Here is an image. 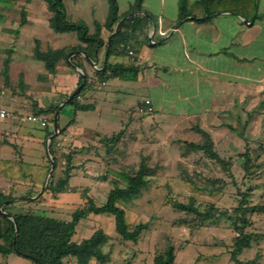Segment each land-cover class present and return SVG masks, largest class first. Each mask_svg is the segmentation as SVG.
<instances>
[{
  "label": "crops",
  "instance_id": "crops-1",
  "mask_svg": "<svg viewBox=\"0 0 264 264\" xmlns=\"http://www.w3.org/2000/svg\"><path fill=\"white\" fill-rule=\"evenodd\" d=\"M75 1L79 6L87 0ZM90 1H87L85 6L93 15L96 4ZM117 1L119 15H125L123 19L127 18L129 8L135 0ZM195 1L197 0H189V4L192 5ZM1 2H4V6H1L3 9L1 20L12 23V27L3 28L4 42L11 43L15 50L22 48L21 34L24 31L29 32L31 27L34 31L40 27L45 28L44 30H47L46 27L50 29L51 13L46 7L49 17H43L44 22L41 21L42 24L45 23V27L38 25L39 17H27L35 12V7L31 4L32 0H1ZM121 3L126 5L124 10L121 8ZM255 5L254 13L248 18L219 12L206 21L189 20L177 24V0H143V12L140 14L153 16L157 21V27L149 26L145 36L140 34L129 44L136 57L135 65L139 68L137 87H123L119 79L97 81L94 71L103 68L108 52L105 47L100 48L94 62L78 60L90 77L89 83H92L83 96L87 99L84 104H91L94 107L88 112H94L99 120L108 118L111 116L109 114L111 110L106 107L112 102H119L113 100V97L135 91L143 97L135 103L133 113L129 115L128 120L121 121V124H129L128 127H132L138 117H143L136 114V108L146 99L151 101L153 113L144 116L150 121L145 120L143 124L149 122L157 130H161L170 120L171 124L166 131L170 134L179 130L184 133L194 132L191 128L198 126L214 141L212 135L214 132L225 128L234 129L235 124L246 127L250 124V119L258 114L257 109L264 102V0H256ZM10 8L14 11L20 10L18 21H15L14 17L5 16ZM21 13L25 14V24L22 26ZM105 20L106 18L103 21L92 18L88 24L79 18L72 23L83 22L89 32L93 33L94 22L103 25ZM52 33L55 34L53 31ZM38 35L31 32L29 36L32 38L30 47L32 58H34L36 40L41 51L75 47L80 44L75 34L66 37L67 39L53 38L48 34L47 37ZM101 38L105 43L109 39L105 29L101 31ZM79 54L84 57V54ZM109 62L129 64L131 59L126 54L120 53L112 55ZM49 75L54 78L56 89L54 99L48 107L57 106L58 109L78 87L79 75L70 68L66 60L57 64L55 74ZM6 88V108L13 113L24 114L21 109L19 110L17 99L11 97L10 89ZM257 103L260 105L256 106ZM38 107L43 108L42 105ZM64 108L65 104L58 114L59 129L64 132L54 140L53 151L55 156L60 148L67 149L68 152L75 151L76 154L72 160L74 168L68 182L69 188L57 194L42 190L45 179L42 186L32 185L22 179H14L12 165L4 163H23L26 167L21 173H17L21 177L28 175L31 166H45L47 161L43 157L44 149L49 138L47 134L53 130L52 125L48 124L47 127L42 128L30 122L16 124L11 120L0 121V190L14 198L13 203L8 207V212L11 214L30 212L49 218H53L51 215L62 214L63 208L69 206V199L63 197L64 192L80 190L79 183L89 179L85 170L92 163L89 161L91 157L87 152L86 141L92 142V135L96 133L102 136L113 133L95 131L87 134L86 129L81 128L77 120V114L80 112H75L69 107L73 111V117L68 118L70 111L65 117L61 115ZM155 117H158V121L154 120ZM72 120L73 123L69 124ZM183 123L184 126H181ZM72 182L75 183L71 184Z\"/></svg>",
  "mask_w": 264,
  "mask_h": 264
},
{
  "label": "rangeland",
  "instance_id": "rangeland-1",
  "mask_svg": "<svg viewBox=\"0 0 264 264\" xmlns=\"http://www.w3.org/2000/svg\"><path fill=\"white\" fill-rule=\"evenodd\" d=\"M91 1L96 4L93 15L86 8V2L78 6L75 0H63L67 20L74 22L80 18L88 24L92 18L103 21L107 15L106 0ZM31 4L34 5L35 12L27 17H39L38 25L45 26V23L42 24L41 21L43 17H49V13L44 3L40 0H32ZM1 6H4V2L0 0V83H5L4 74L6 73L9 83L5 86L10 89L11 97L17 99L19 110L24 112V114L14 113L19 119L11 121L21 124L27 122L24 117L35 113L39 105L47 108L54 99L56 89L54 78L44 70L41 62L31 56L32 38L29 37L31 32L39 34V37L40 35L47 37L48 34L53 38L65 37L64 39L72 34L64 36L53 34L46 26L47 30L40 27L36 31L31 27L29 32L26 30L21 34L22 48L15 50L11 43L4 42L3 28L4 26L12 27V23L1 20V13H3ZM12 8L5 16L14 17L15 21H18L20 10L14 11ZM121 8L124 10L126 5L121 3ZM120 81L123 87H137L136 81ZM83 96L84 93L79 100L84 103L87 99ZM142 97L143 95L135 91L115 95L113 100H119V102L108 105L106 108L109 107L111 110L109 112L111 116L101 120L94 112L77 114L80 127L86 129L87 134L95 131L122 133L118 144L115 145L116 149L110 155H106L102 148L101 134H93L92 142L86 141L87 152L91 157L89 161L92 163L85 170L89 179L79 183L80 190L64 192L63 197L69 199V206L63 208L62 214L51 215V217L70 220L72 213L86 201L80 192L86 188L89 190L88 197H93L97 206L105 204L109 191L114 187L113 181L117 179L114 171H136L140 162L144 160L154 170V174L148 177V183L139 195L128 201H120L118 204L125 212L127 224L134 226L148 223V229L141 234L138 241L135 243L122 241L115 231L114 217L109 214H90L81 220L72 241L80 243L89 238L96 229H101L109 237V243L104 248L110 254L107 264H125L126 262L152 264L154 256L168 245H172L175 249L174 264H234L230 262L229 252L235 234L229 221L220 219L198 226L194 215L174 209L172 203L187 204L193 200L199 210L212 204L219 210L231 212L238 204L239 193H245L250 189L249 205H264V102L261 105L256 104V106L260 105L257 109L258 114L250 119V124L246 127L235 124V130L225 128L212 133L218 154L222 158L232 160L227 174L201 152L182 156L183 142L201 141L200 135L196 132L184 133L179 130L170 134L166 132L171 124L170 120L167 119L169 123L161 130H157L149 122L143 124L145 120L150 121L144 116L138 117L132 127H128L129 124H121V121L128 120L129 115L133 113L135 103ZM89 101L92 100L89 99ZM69 107L65 106L62 116L65 117L70 111L68 118L73 117V111ZM41 116L52 125L53 115ZM154 120L158 121V117ZM181 126H184V123ZM247 149L254 164L250 176H245L241 167L243 163L241 155ZM44 151V160L50 161L46 149ZM67 153H69L68 150L62 148L56 153L57 167L53 173L54 181L62 175L65 164L62 155ZM215 180L220 182H213ZM123 185L124 183L119 181V186ZM247 217L252 222L254 230L264 234V214H249ZM257 254L260 256L258 263L264 264V239L253 243L251 248L245 250L238 259L244 262L250 261ZM0 264H33V262L17 254L9 256L0 254ZM64 264H75V262L67 258Z\"/></svg>",
  "mask_w": 264,
  "mask_h": 264
},
{
  "label": "trees",
  "instance_id": "trees-1",
  "mask_svg": "<svg viewBox=\"0 0 264 264\" xmlns=\"http://www.w3.org/2000/svg\"><path fill=\"white\" fill-rule=\"evenodd\" d=\"M41 1L45 4L47 11L51 13V18L49 19L50 29L55 34H75L80 43L75 47L41 51L38 41H35L33 57L41 62L44 69L51 75L56 73L57 64L60 61H65L68 53H77L71 62L83 71L84 80L79 77L77 86L82 85V87L65 106L72 107L75 112H88L94 109L93 105L84 104L79 100L81 94L89 86H92V83H89L90 77L78 60L84 59L94 62L99 49L102 47H105L108 52L103 68L94 71L98 82H106L110 79L137 80L139 68L135 65L136 58L129 64L111 63L109 58L114 54H126L121 49L122 46L129 45L140 34L145 36L149 26L154 25L155 28L157 27V21L153 16L140 14L143 12V0H135L127 13L129 16L125 19H123L125 15H119L118 1L107 0L108 11L105 23L101 25L98 22H94L93 33L89 32L85 23H72L67 20L63 0ZM255 2L256 0H197L190 5L189 0H177V24H182L189 20L206 21L219 12H227L248 18L255 11ZM119 22H121L120 29L114 33ZM24 24L25 14L21 13L20 25ZM102 29H105L109 34V39L106 43L101 38ZM79 53L84 54V57ZM4 75L5 85H8V75L6 73ZM56 110L57 106L38 108L34 114L54 115ZM72 123L73 120L69 124ZM191 129L200 135L201 141L183 142L182 156L186 157L191 153L201 152L208 160L218 165L228 174L232 160L222 158L218 154L215 143L207 132L201 130L198 126H194ZM59 132L58 135L53 137L48 146L49 157L53 161V169L51 170L50 161L46 160L45 166H31L28 170V175L21 177L17 173H21L23 168L26 167L23 163L12 164L4 162L12 165L14 179H22L32 185L42 186L46 175L51 173L44 192L57 194L69 188L68 182L71 177V171L74 168L72 160L76 154L75 151L62 155L65 162L62 176L57 181L53 180V173L57 167L53 144L54 140L64 131L59 129ZM121 133L106 134L100 137V142L106 155H110L116 149L115 145L118 144ZM52 135L53 130L48 132L47 137ZM241 158L243 159L242 170L245 172V176H250L254 164L248 149L241 155ZM114 174L117 179L113 181L114 187L109 191L105 204L97 206L93 197H88L89 190L86 188L81 191L86 201L72 213L71 219L68 221L35 215L30 212L11 214L8 212V207L13 203L14 198L10 195H5L0 190L1 211L11 216L17 225L16 232L13 221L0 214V254L2 256L10 254L23 256L26 254L34 258V260L30 259L33 264H64V260L67 258L73 259L75 264H91L92 262L95 264H107L110 260V254L104 248L109 243V237L101 229H96L89 238L82 240L80 243H75L72 241V237L76 228L81 220L90 214H109L114 217L115 231L119 238L126 242H137L149 225L148 223H140L134 226L127 224L125 212L118 204L120 201H128L139 195L141 190L147 185L148 177L154 174V170L142 160L136 171H114ZM103 178L105 179V176ZM119 181H122L124 185L119 186ZM213 182L218 183L220 181L215 180ZM250 194V189L245 193L240 192L238 204L231 212L219 210L212 204L203 210H199L193 200H190L187 204L173 202L172 207L181 212L194 215L198 221V226H203L206 222L226 219L231 223L235 234L229 252L230 262L234 264H260L258 263L260 257L258 254L250 261L244 262L238 259L245 250L251 248L253 243L264 239V234L255 231L252 222L247 217L249 214H264V205H249ZM174 262L175 249L172 245H168L162 252L154 256L152 264H174ZM125 264L131 263L126 262Z\"/></svg>",
  "mask_w": 264,
  "mask_h": 264
},
{
  "label": "built area",
  "instance_id": "built-area-1",
  "mask_svg": "<svg viewBox=\"0 0 264 264\" xmlns=\"http://www.w3.org/2000/svg\"><path fill=\"white\" fill-rule=\"evenodd\" d=\"M121 49L126 53V55L134 60L135 54L132 48L129 45L122 46ZM7 96V88L4 84L0 83V121L13 120L17 121L19 117L15 115L13 112L8 110L5 106V99ZM153 113V106L151 101L146 99L143 100L136 108V114L139 116H147ZM24 120L30 123L38 124L40 127L45 128L49 124L47 119L43 116L38 115H27L24 117Z\"/></svg>",
  "mask_w": 264,
  "mask_h": 264
},
{
  "label": "water",
  "instance_id": "water-1",
  "mask_svg": "<svg viewBox=\"0 0 264 264\" xmlns=\"http://www.w3.org/2000/svg\"><path fill=\"white\" fill-rule=\"evenodd\" d=\"M136 14H138V13H136ZM120 26H121V22H119V23L116 25V28H115V30H114V33H116V32L119 31ZM74 54H76V53H75V52L68 53L67 56H66V61H67V63L69 64L70 68H71L73 71H75V72L79 75V77H81V78L84 80V74H83V72H82L80 69H78V68H77V67L71 62V60H70V58H71ZM81 87H82V85L79 86V87H77V88L73 91V93L67 98V100H66L62 105L59 106V108L55 111V113H54V115H53V119H52L53 135L50 136V137L48 138V140H47V144H46V153H47L48 156H49L48 146H49L50 142L52 141L53 137L56 136V135H58V133H59V124H58V114H59V111H60V109L63 107L64 104H66L67 102H69V101H70V100H71V99L77 94V92L81 89ZM50 164H51V170H52V169H53V161L51 160V158H50ZM50 176H51V173H48V174L46 175L45 183H44V185H43V189H42V190H44V188L46 187V185H47V183H48V180H49ZM4 204H5V203H4ZM0 214H2L3 216L9 218L11 221H13V223H14V225H15V231L17 232V225H16L14 219H13L11 216H9L7 213L1 211V207H0ZM23 256L26 257V258H28V259H33V260H34V258H33L32 256H29V255H26V254H24Z\"/></svg>",
  "mask_w": 264,
  "mask_h": 264
}]
</instances>
